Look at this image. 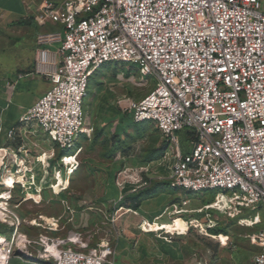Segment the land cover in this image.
I'll list each match as a JSON object with an SVG mask.
<instances>
[{"label":"built area","instance_id":"obj_1","mask_svg":"<svg viewBox=\"0 0 264 264\" xmlns=\"http://www.w3.org/2000/svg\"><path fill=\"white\" fill-rule=\"evenodd\" d=\"M35 20L63 27L62 37L59 32L38 38L41 45L59 41L61 59L46 71L50 50L38 51L37 68L51 89L8 131L10 145L0 146V225L12 230L11 237L0 234V264L14 256L49 264L115 262L111 239L92 247L93 233L54 237L60 219L20 209L45 202L37 167L44 168L49 152L29 143V136H43L51 151H73L91 138L85 112L89 80L107 63L129 64L155 81L132 106L133 120L156 124L168 148L142 171L149 176L166 167L159 180L173 189L216 191L215 202L201 209L208 231L219 225L211 212L240 217L241 224L251 219L252 227L262 224L258 213L243 216L264 208V0H43ZM2 131L0 123V136ZM26 187L39 200L30 201ZM220 195L231 200V210L214 206ZM188 224L194 227L193 220ZM24 227L40 231L31 237ZM250 241L259 250L251 264H264V230Z\"/></svg>","mask_w":264,"mask_h":264},{"label":"rangeland","instance_id":"obj_2","mask_svg":"<svg viewBox=\"0 0 264 264\" xmlns=\"http://www.w3.org/2000/svg\"><path fill=\"white\" fill-rule=\"evenodd\" d=\"M154 87V79L142 76L129 64L108 65L102 68L95 82L91 84L86 102L87 124L92 128V137L82 140L73 151H62L58 147L50 150L47 161L43 162L44 168L39 170L40 176L43 177L41 183L46 202L40 206L24 204L20 209L26 214L38 216L43 212L48 215L50 205L47 197L54 192H63L70 197V200L74 199L75 210H81L79 203L82 201L80 197L83 191H88L90 197L87 199V204L82 203V206L93 208L96 206V199L92 192L95 191L99 178L103 177L123 182L130 180L127 183L130 186L127 190L129 193L133 189L137 188L135 192L137 193L150 186L147 185L150 178L142 169L146 165L145 160L149 152L162 146L165 139L156 124L152 122L134 124L132 106L148 95ZM143 127V137L139 138L135 131ZM19 143L16 142L14 145L18 146ZM2 144L0 136V146ZM36 154L37 152L33 153ZM2 172L3 167L0 166V176ZM161 194L179 197L181 201L184 199H189L191 202L199 201L200 204H206L215 196L213 191L192 193L182 189L176 190L170 186L164 188ZM18 201L17 198L14 205H17ZM67 203H70L69 199ZM173 205L176 204L171 203L160 214L161 217L170 220L164 222L165 225L156 219H153V222L147 220L148 225L143 228L133 224L127 225L128 229L122 230V238L118 239V244L114 241L111 232H108L112 238L111 244L116 250L113 264H194V261L204 256L222 264H227L222 258L233 264L234 262L252 263L259 250L250 240L256 231L264 230L263 207L258 212L247 211L243 216L253 218L258 213L261 219L257 221L262 220V224L258 227H252L251 219H244L241 224L240 217L231 218L228 215L211 212L213 221L219 224L218 229L225 232L219 235L221 237L212 238V234L202 222L193 220L194 228H191L181 220L190 219L187 216L183 217L189 214H181L188 211H180L182 208H178L174 212ZM61 206L65 208L63 203ZM67 206L71 208L69 204ZM72 211L68 210L70 214ZM202 212L204 211H194L200 213L197 214L198 220L205 219L208 222L206 213ZM112 219L109 214L105 216L106 222ZM215 225L212 223L211 227ZM0 232L4 234L3 236H12V232L3 225H0ZM97 232L99 230L93 224L86 237L93 233L96 240L99 234ZM220 238L225 249L221 250L220 257L216 258L214 249L220 245ZM92 247H95V244Z\"/></svg>","mask_w":264,"mask_h":264},{"label":"crops","instance_id":"obj_3","mask_svg":"<svg viewBox=\"0 0 264 264\" xmlns=\"http://www.w3.org/2000/svg\"><path fill=\"white\" fill-rule=\"evenodd\" d=\"M42 1L0 0V123L3 128L1 142L6 146L10 145L7 136L8 131L18 124L19 118L26 110L35 105L51 89L49 77L41 73L37 68L38 51L44 49L50 50L48 63L42 68L46 71L54 70L61 59L57 53L60 47L59 41L53 42L50 45H41L38 42L39 36L43 34H58L61 32L60 35L62 37L63 30L61 25L52 23H48L46 26L38 25L35 16L39 13ZM28 142L38 146L42 151L50 152L51 150L49 144L41 135H30ZM15 147L17 148L18 146ZM41 168L42 166L39 164L37 170L39 171ZM166 173V167H160L148 177L154 182H160V177ZM108 179L103 177L97 181L98 185L95 186V191L92 192L96 199V206L93 208L82 206V203L87 204V199L90 197L88 191L81 192L80 200L82 201H80L79 206L82 209L77 211L75 210L76 202L73 198L70 200V197H67L63 192L57 194L50 192L51 195L47 197L50 213L45 215L43 212H40V214L61 220L60 230L51 233V235L58 238H66L70 233L78 232L86 237L89 234V228L95 224L96 229L100 230L97 232L99 234L98 238L94 240V244H97L105 237L112 240L108 232H111L114 241L118 244V239L122 238V230H127L126 226L130 224L138 225L139 221L143 218L149 222H153V219L163 224L164 222H170L167 218L161 217L160 214L171 203L188 211V213L184 214L189 215H183V217L187 216L190 219L184 220L180 218L186 224H188L189 220H197L203 224L207 222L205 219L202 221L198 220L197 214L200 213H194V211L201 210L207 205L200 204L199 201L191 202L189 199L181 201L179 197L174 198L161 194L162 191L144 201L138 211L123 207V201L120 199L125 198L130 193L133 194L132 190L130 193L127 191L130 188L129 184H127L130 180L123 182L121 180ZM117 182H122L125 186L123 188L119 187ZM109 183L111 185H107ZM68 199L70 203H67ZM62 201L70 205V210H73L71 214L68 212L67 206L62 208ZM133 212H137L138 215H134ZM108 214L113 219L106 222L105 216ZM24 231L32 237L36 236L40 230L24 227ZM209 232L211 233L210 230ZM219 241L220 245L214 249L215 255H217L216 258H219L221 250L225 249L221 238ZM201 259L203 264H212L216 261L210 260L208 256H204ZM222 259L227 264H233L226 258ZM40 263L42 262H33L20 256H14L10 262V264ZM234 263L236 264V262ZM194 264H198L197 260L194 261Z\"/></svg>","mask_w":264,"mask_h":264},{"label":"trees","instance_id":"obj_4","mask_svg":"<svg viewBox=\"0 0 264 264\" xmlns=\"http://www.w3.org/2000/svg\"><path fill=\"white\" fill-rule=\"evenodd\" d=\"M119 64L120 63H113V64L112 63H107L104 66H102L100 69H98L91 76V78L89 80L88 95H87V98H86V101H85V112H88V110H87L88 109V106L86 105V102H87V99H88V96H89V91H90L91 84L93 82H95V80L97 79V76L100 73V71L102 70V68H104L105 66H108V65H119ZM130 67L131 68H135L134 66H131V65H130ZM133 122H134V120H133ZM134 124H136V123L134 122ZM141 124H143V123H141ZM143 130H144V127L141 128V129H139L138 131H135L136 134L139 136V138H142L143 137V133H144ZM185 134H191V133L188 132V131H186L184 133V135ZM84 139H88V138L85 137ZM84 139H82V140H84ZM167 148H168V143L165 141L162 146H160L159 148L153 149L151 152H149V154L147 155L146 160H145L146 164L153 163V162L158 161L161 158H163V156L166 153ZM64 153L67 154V152H64ZM70 153H72V152H70ZM167 186H169V184L166 183V182H152L150 184V186L146 187L145 189L139 190L137 193L130 194V195L126 196L123 199L122 205H123V207H128L130 209H133L134 211H138V209L141 207V205L143 204L144 201H146L149 197H152L154 195H157L159 192H161ZM213 192H215V196L211 200H209V202H207L205 205H210V204H212L215 201V197H216L217 192L216 191H213ZM19 196H20V190L17 189L15 191V195H14V201L17 198L19 199ZM260 225H257V227L260 226ZM4 228H6V227L4 226ZM9 231L12 232V230H9ZM210 231H211V234L212 235H215V236H219V235L225 233L223 230H219L218 229V226L215 227V228H213V229H211ZM0 233L2 235H4L2 232H0Z\"/></svg>","mask_w":264,"mask_h":264},{"label":"bare ground","instance_id":"obj_5","mask_svg":"<svg viewBox=\"0 0 264 264\" xmlns=\"http://www.w3.org/2000/svg\"><path fill=\"white\" fill-rule=\"evenodd\" d=\"M12 179H9L8 180V183H12ZM27 186V185H26ZM26 193H27V196L29 198V200H39L38 197L36 195H34V193L28 188L26 187ZM215 202V201H214ZM213 202V203H214ZM214 206H218V208L220 210H222L223 212H225L226 210H231L232 209V203H231V200L226 197L225 195H220L216 204ZM233 214V212H231ZM134 215H138L137 212H133ZM129 223V222H128ZM148 225V221L146 219H141L139 221V228H143V227H146ZM136 226V225H135Z\"/></svg>","mask_w":264,"mask_h":264}]
</instances>
